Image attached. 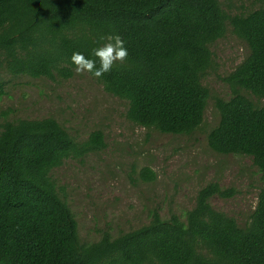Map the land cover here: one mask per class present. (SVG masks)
<instances>
[{"label":"trees","instance_id":"16d2710c","mask_svg":"<svg viewBox=\"0 0 264 264\" xmlns=\"http://www.w3.org/2000/svg\"><path fill=\"white\" fill-rule=\"evenodd\" d=\"M255 1L262 6L230 15L219 0H0V66L12 76L68 79L73 53L95 59L100 37L118 34L128 58L97 82L127 102L131 123L190 135L203 123L209 98L201 80L213 65L211 46L229 25L249 54L223 78L231 96L216 100L219 122L206 141L216 154L250 158L264 180V0ZM104 147L101 131L79 142L50 117L1 125L0 264H264V188L242 226L209 203L235 191L209 183L183 220L154 212L136 229L81 243L50 174ZM142 176L155 178L150 169Z\"/></svg>","mask_w":264,"mask_h":264},{"label":"rangeland","instance_id":"374dc122","mask_svg":"<svg viewBox=\"0 0 264 264\" xmlns=\"http://www.w3.org/2000/svg\"><path fill=\"white\" fill-rule=\"evenodd\" d=\"M230 15L256 10L255 0H219ZM213 65L201 80L208 89L204 119L190 135L172 136L147 130L126 118L127 102L106 93L90 74L68 79H32L12 76L0 66L4 94L0 97V131L5 122L17 119H55L74 139L85 141L99 130L105 147L81 160H67L50 176L59 196L68 204L78 226L81 243L98 241L103 233L112 237L136 229L157 212L163 219L182 220L195 205L197 192L209 183L233 189L230 198L213 196L209 203L217 211L244 225L264 188L251 159L219 155L206 141L219 122L215 103L227 100L231 87L223 78L243 62L249 50L227 25L224 38L212 46ZM254 104L263 100L239 91ZM150 169L155 178L142 176Z\"/></svg>","mask_w":264,"mask_h":264},{"label":"clouds","instance_id":"9594fccd","mask_svg":"<svg viewBox=\"0 0 264 264\" xmlns=\"http://www.w3.org/2000/svg\"><path fill=\"white\" fill-rule=\"evenodd\" d=\"M104 41L101 47L92 51L95 59L86 58L83 54L75 52L70 62L74 67L76 75L90 74L93 78L99 79L109 73L117 63L123 64L128 58V51L125 41L118 34H106L100 37ZM97 60L99 66L97 67Z\"/></svg>","mask_w":264,"mask_h":264}]
</instances>
